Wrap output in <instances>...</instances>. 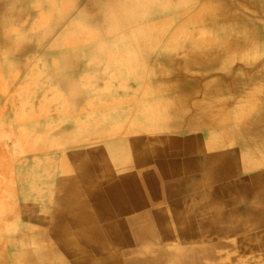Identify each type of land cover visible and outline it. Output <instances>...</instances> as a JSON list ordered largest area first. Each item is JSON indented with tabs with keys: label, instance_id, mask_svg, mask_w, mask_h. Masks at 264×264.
Returning <instances> with one entry per match:
<instances>
[{
	"label": "rangeland",
	"instance_id": "374dc122",
	"mask_svg": "<svg viewBox=\"0 0 264 264\" xmlns=\"http://www.w3.org/2000/svg\"><path fill=\"white\" fill-rule=\"evenodd\" d=\"M112 2L120 6L123 3L0 0V241L17 234V222L25 209L36 200L49 203L52 192L65 187L67 176L77 174L74 167L78 156L88 154L86 162L93 169L105 171L109 180L117 165L104 156L95 159L92 155L96 150L102 152L123 139L128 140L129 135L145 145L151 139L147 146L156 148L155 140L159 139L210 135L205 130H176L189 126L192 120L188 119L200 113L198 106L205 101L201 90L188 100L183 113L189 124L149 130L151 126L160 127V120H148L147 114L155 117L151 111L161 113L164 119L173 116L176 106L171 107L179 95L166 90L192 78H200L201 84L216 82L227 93L220 80L231 77L239 65L216 64L211 68L192 65L186 56L191 46L183 39L172 51L161 44L144 63L139 60L145 75L134 79L128 72L132 63L123 59L135 50L132 30L139 29L146 19L136 15L132 23L131 16L128 23L124 13L128 10L123 12L122 20L114 19L118 13ZM166 3L168 0H158L154 7ZM115 21L123 26L120 34L116 33ZM130 25L133 28L129 29ZM70 32L75 34L70 37ZM67 37L71 38L66 42L68 48L75 47L90 58L72 57L74 51L61 54L64 46L59 47ZM74 40L76 43L70 47ZM121 41L127 46L117 48ZM116 54L117 59L113 57ZM230 95L220 101H230L231 106L235 95ZM133 120L143 127L121 126L122 122L130 124ZM104 125L116 128L120 141H92ZM233 127L229 125L227 130ZM140 149L147 147L140 145ZM261 165L264 166L263 146ZM3 249L0 244V251ZM261 264H264V244Z\"/></svg>",
	"mask_w": 264,
	"mask_h": 264
},
{
	"label": "crops",
	"instance_id": "0c3cea01",
	"mask_svg": "<svg viewBox=\"0 0 264 264\" xmlns=\"http://www.w3.org/2000/svg\"><path fill=\"white\" fill-rule=\"evenodd\" d=\"M231 134L227 144L155 140L160 154L140 149L141 161L109 180L88 164L85 179L73 173L49 203L23 211L17 234L0 241V264H261V146L247 155Z\"/></svg>",
	"mask_w": 264,
	"mask_h": 264
},
{
	"label": "bare ground",
	"instance_id": "6f19581e",
	"mask_svg": "<svg viewBox=\"0 0 264 264\" xmlns=\"http://www.w3.org/2000/svg\"><path fill=\"white\" fill-rule=\"evenodd\" d=\"M118 1L123 2L121 6L112 2L116 6L115 12L118 13L114 15V19L121 18L122 20V14L126 10L128 11L124 13L128 23L131 16L132 23L136 15H142L146 19V23L139 26V29L137 27L136 30H132L135 50L133 53L126 54L123 59L125 63H132L133 65L128 70L132 78H143L145 71L143 72L144 69L141 68L138 61L141 60L144 63L146 57L150 56L156 50L155 48H158L157 46L165 44L172 51L181 44L183 39L188 40L191 46L187 50L186 56L192 65L206 68H211L216 64L239 65L236 68L237 72H234L231 77L220 80L221 83H224L223 89L228 91L227 93L222 92V87L215 84L216 82L201 84L200 78L198 80L192 78L188 81H182L178 87L166 90L179 95L178 100L171 107L173 109L176 106L173 109L175 114L171 115V118L164 119L161 113L158 115L150 110L155 117L147 114V119L160 120V127L151 126V128H148L149 130H161L181 124H189L183 113L188 100L193 97L196 91L201 90L204 93L205 101L201 106H198L200 113L195 118L188 120H192L190 124L192 123L196 127L210 132L209 142L210 140H218L223 144H227L229 139L232 138L231 133L233 132L235 139L246 140L244 150H248L247 155L252 154L258 146L264 147V0H168V3L156 7H154V4L158 0ZM91 8L93 7L91 6ZM150 20L152 21L147 24ZM115 28L117 34L123 31V26H120L116 21ZM131 28H133V25H130L129 29ZM92 31L93 34L96 33L95 29ZM70 33V37L75 34L74 32ZM70 37H67L64 44L60 45L59 48L64 46L61 49V54L74 51L75 54L72 53V57L90 58L89 54H82L75 50V47H72L76 43L75 40L70 46L72 48H68L66 42L71 39ZM121 46H127L126 42L121 41L116 44L117 48ZM113 57L117 59L118 55L116 54ZM109 58L112 60V56ZM145 92L148 94L150 90L147 89ZM228 93L231 94L230 96L235 95L231 106L230 101L227 103L225 99L216 100V97H222V95L225 96ZM230 96L228 97L231 99ZM237 105L239 108L235 109ZM229 125H234L233 130H227ZM121 126L143 127L138 120H133L130 124L124 121ZM115 129L104 125L102 131L97 132V136H94L92 141L101 140V142L108 143L115 140L120 141ZM213 132H217V135L215 136ZM127 139L114 144V147L108 146L105 151L99 152L100 150H96L92 158L99 159L104 156L117 165L114 172L123 173L131 169L130 166H133V160L135 162L136 159L141 161L142 156H145L139 151L140 145L147 147L146 152L149 155L156 156L160 154L158 148L147 146L151 139L146 141V145L130 135ZM96 155L98 156L96 157ZM85 156L89 155H80L75 161L74 171L81 179L85 175L87 176L91 169L88 167L90 163L86 162ZM67 169L69 170V168ZM66 181L71 186L76 180L71 176H67ZM67 182H63L64 186Z\"/></svg>",
	"mask_w": 264,
	"mask_h": 264
}]
</instances>
